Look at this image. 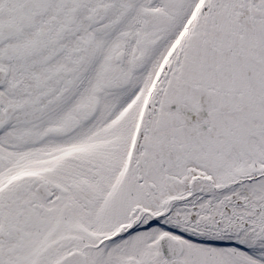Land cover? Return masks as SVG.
Here are the masks:
<instances>
[{"label": "snow or ice", "instance_id": "6c2138e0", "mask_svg": "<svg viewBox=\"0 0 264 264\" xmlns=\"http://www.w3.org/2000/svg\"><path fill=\"white\" fill-rule=\"evenodd\" d=\"M0 264H264V0H0Z\"/></svg>", "mask_w": 264, "mask_h": 264}]
</instances>
